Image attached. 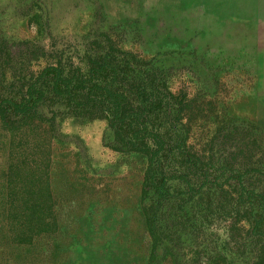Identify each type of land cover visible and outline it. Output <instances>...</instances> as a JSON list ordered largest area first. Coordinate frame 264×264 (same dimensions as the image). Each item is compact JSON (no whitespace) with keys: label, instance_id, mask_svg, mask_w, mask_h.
<instances>
[{"label":"trees","instance_id":"16d2710c","mask_svg":"<svg viewBox=\"0 0 264 264\" xmlns=\"http://www.w3.org/2000/svg\"><path fill=\"white\" fill-rule=\"evenodd\" d=\"M122 40L102 32L78 60L30 41L18 48L0 41L4 241L28 250L41 232L38 211L53 208L63 121L100 119L113 134L111 149L146 159L141 194L156 242H175L191 228L204 241L194 264H264L261 131L203 130L218 118L213 92L202 99L174 86L173 68L158 59L166 52L145 57L123 49Z\"/></svg>","mask_w":264,"mask_h":264},{"label":"rangeland","instance_id":"374dc122","mask_svg":"<svg viewBox=\"0 0 264 264\" xmlns=\"http://www.w3.org/2000/svg\"><path fill=\"white\" fill-rule=\"evenodd\" d=\"M105 31L145 57L166 52L158 59L173 68L174 86L202 99L213 92L218 118L203 130L261 131L264 147V0H0V41L14 48L30 41L78 60ZM61 128L53 208L38 211L41 232L28 250L4 241L0 209V264H194L204 241L191 228L156 242L148 227L146 159L111 149L105 120L67 119Z\"/></svg>","mask_w":264,"mask_h":264}]
</instances>
